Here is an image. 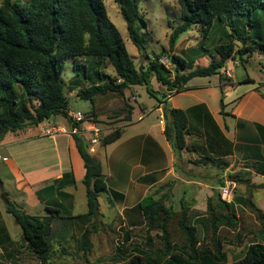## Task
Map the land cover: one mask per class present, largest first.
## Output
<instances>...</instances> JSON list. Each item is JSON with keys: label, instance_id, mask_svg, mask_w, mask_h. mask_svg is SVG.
Wrapping results in <instances>:
<instances>
[{"label": "trees", "instance_id": "16d2710c", "mask_svg": "<svg viewBox=\"0 0 264 264\" xmlns=\"http://www.w3.org/2000/svg\"><path fill=\"white\" fill-rule=\"evenodd\" d=\"M118 4L126 21L129 37L139 53L145 52L142 36L144 18L140 12L141 0H113ZM184 15V22L177 26L170 37L169 49L175 48L180 37L193 27H200L204 35H217V58H212L208 66L193 69L187 59L173 54L170 57L174 75L156 56L145 70L137 68L117 26L110 20L103 0H30L19 4L4 0L0 6V141L8 133H16L28 127L38 126L54 116L68 119L70 101L63 81L65 63L80 58H90L98 68L105 62L114 68L115 76L99 70L94 71L95 80L76 95L94 103L98 95L115 93L124 95L132 86H145L147 93L159 103L174 94L188 89L187 84L196 77L220 75L226 63L238 55L252 57L258 53L264 56V0H176ZM189 69V73L185 70ZM75 72L88 77L85 66L75 64ZM165 88L161 93L150 85L151 77ZM221 83L227 81L220 77ZM251 82V80H246ZM224 107V105H223ZM135 108H130L126 121L131 122ZM165 136L171 144L181 167L180 153L187 148L186 136L189 131L187 113L164 104ZM87 118V116H86ZM73 125V124H72ZM125 128V127H124ZM116 129L106 135L99 147H106L117 141L124 132ZM79 154L84 162L87 213L85 216L99 217V197L109 193L102 164L90 152V139L82 134H72ZM184 163V162H183ZM235 182L240 178L231 176ZM70 179L75 186L73 172L66 173L63 179ZM225 184H222L223 187ZM50 188V187H49ZM114 196L120 195L113 192ZM64 197L69 194L63 193ZM218 201L223 207L231 204ZM6 210L22 229L26 246L40 259V264H49L52 245L59 231L65 230L73 219L63 209L48 207L45 216L26 213L6 199ZM186 202L181 200L180 227L186 235L187 243L195 247L194 229L187 225ZM208 201L207 209L214 216ZM149 228L157 222L162 230L163 247L166 253L172 249L167 220L173 214L163 201L147 195L139 204ZM212 224L215 222L211 220ZM90 230L83 234L85 248L90 249ZM201 262L196 264H224L226 254L220 244L215 243V251L203 252ZM127 264H144L140 255L133 256ZM164 264H185L180 255L169 257ZM233 264H264V233L262 243L251 244L244 257Z\"/></svg>", "mask_w": 264, "mask_h": 264}, {"label": "crops", "instance_id": "0c3cea01", "mask_svg": "<svg viewBox=\"0 0 264 264\" xmlns=\"http://www.w3.org/2000/svg\"><path fill=\"white\" fill-rule=\"evenodd\" d=\"M252 60L243 66L242 75L237 74L232 62H227L220 75L193 78L187 90L169 96L164 103L156 100L151 107L135 108L131 122L117 141L106 147L96 146L97 154H91L101 162L107 188L112 192L107 195L109 214L116 213L123 225L135 224L143 218L138 210L140 201L167 178L181 180V185L172 189L173 199H178L179 204L184 200L193 204L192 209L204 211L209 200L211 204L215 202L214 188L194 180L199 175L191 181L182 178L188 174L178 166L175 151L165 136V124H160L164 104L187 113V148L180 157L189 169L219 168L227 179L230 173L246 170L264 178V73L259 68L261 59ZM227 72H232L233 77ZM220 77L227 81L221 83ZM52 118L8 133L0 141V244L14 241L13 230L22 235L21 227L6 210L7 198L28 214L45 216L48 207L64 209L63 193L69 194L65 198L70 200L73 189L83 184L84 162L70 133L71 126L58 122L54 125ZM50 126L62 131L44 135V129ZM70 172L75 186L69 178L63 179ZM125 175L129 182L122 185ZM113 192L123 197L118 199ZM69 212L78 216L87 210Z\"/></svg>", "mask_w": 264, "mask_h": 264}, {"label": "rangeland", "instance_id": "374dc122", "mask_svg": "<svg viewBox=\"0 0 264 264\" xmlns=\"http://www.w3.org/2000/svg\"><path fill=\"white\" fill-rule=\"evenodd\" d=\"M12 1L26 5L30 0ZM103 1L110 20L120 31L138 69L145 70L151 62L157 61L156 56H161L159 62L169 68L173 76L174 66L170 60L173 54L187 59L189 67H193V69L206 67L212 58H217L216 42L218 36L204 35L200 27H193L180 37L174 49H169L173 30L184 22V13L176 0H141L140 12L144 18V23H140V25L145 40V52L143 53H139L131 42L126 21L121 15L118 4L113 0ZM3 3L4 0H0V6ZM262 56L256 53L252 57L240 58L236 55L228 62H232L236 66L237 74L242 75L245 72L243 66H247L250 59L254 58L255 61L257 58L262 59ZM75 64L87 68V78L82 73L78 75L75 72ZM96 70L112 77L115 76L114 68L110 63L105 62L104 65L97 68L90 58H80L76 62L73 59L67 60L62 78L69 96V111H81L86 114L88 120L103 127L100 138L102 141L109 133L116 129H123L127 125L126 116L131 107L137 110L142 106L151 107L156 104V99L147 93L145 86L139 85L130 87L124 95L115 93L98 95L95 97L94 103L81 100L76 93L95 80V75L91 77V74ZM189 72V69L185 70V73ZM150 85L156 91L165 90L157 82L155 76L151 77ZM52 122L54 125L58 122L59 125L69 124L72 126L68 119L61 116H54ZM82 135L87 140L91 137L88 133ZM95 154L97 153L95 152ZM104 165L105 172L109 173L107 164L104 163ZM180 169L188 174V177L180 175L186 181H191L197 177L196 175H199L198 180H194L213 187V198L217 200L211 205L214 216L207 208L204 211H197L192 209L193 204H185V210L188 214L187 225L194 229L196 240L194 248L187 243L186 235L180 227L181 205L178 199L175 197L173 199L172 194V189L175 190L177 184L180 186L181 180L167 178L152 188L147 195L152 196L154 200L163 201L165 207L173 212L166 222L172 244L169 253L164 251L161 222H157L154 228H149L143 216L133 225H123L121 217L116 213L109 214L107 195H112V192H109L108 194L103 193L99 197L100 211L104 214L100 212V216L96 218L85 216V214L79 219H73L74 221L65 230L57 233L56 240L52 245L49 264H127L129 259L136 255L143 258L144 264H164L169 257L176 254L181 256L185 264H196L201 262L203 252L206 250L215 251V243L220 244L221 251L226 254L224 264H233L244 257L251 244L262 243L264 233V178H257L256 174L251 171L241 170L230 173L227 179L219 168L189 169V165H186L185 162H181ZM127 175H125V180L121 179L122 185L129 182ZM231 176L238 177L241 181L237 183ZM229 183L234 184V203H232L231 208L223 207L216 198L221 185ZM115 197L121 199L117 195ZM3 198L5 199L4 195ZM64 201L66 202V206H63L64 211L69 212V209H72L74 214L86 212L85 186L80 183L77 188L73 189L72 198L68 200L64 197ZM138 208L142 212L139 205ZM212 219L215 221L213 224ZM86 230H90V249L85 248V241L83 240V234ZM13 232L14 241L10 240L0 244L2 246V249L0 248V264H40L38 256L32 253L23 242L20 232L14 230Z\"/></svg>", "mask_w": 264, "mask_h": 264}, {"label": "built area", "instance_id": "2783aa9c", "mask_svg": "<svg viewBox=\"0 0 264 264\" xmlns=\"http://www.w3.org/2000/svg\"><path fill=\"white\" fill-rule=\"evenodd\" d=\"M260 70L264 73V56L259 63ZM229 77H233V73L227 72ZM69 117L72 120V126L70 129L71 134H83L88 133L91 135L90 139V152H96V146L100 143V138L102 137L103 127L98 125L96 122L88 120L86 118V114L82 113L81 111H70ZM160 124H165L164 119L160 120ZM58 131H62L55 126H50L47 129H44V135H52ZM3 160L2 155L0 154V162ZM220 195L223 201L227 203H232L234 198V184L229 183L225 184L223 187L220 188Z\"/></svg>", "mask_w": 264, "mask_h": 264}]
</instances>
